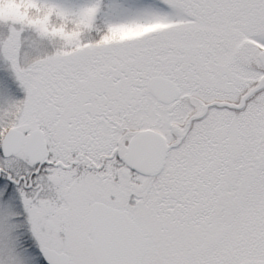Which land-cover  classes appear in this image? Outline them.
Wrapping results in <instances>:
<instances>
[{"label":"snow or ice","instance_id":"1","mask_svg":"<svg viewBox=\"0 0 264 264\" xmlns=\"http://www.w3.org/2000/svg\"><path fill=\"white\" fill-rule=\"evenodd\" d=\"M0 264H264V0H0Z\"/></svg>","mask_w":264,"mask_h":264}]
</instances>
